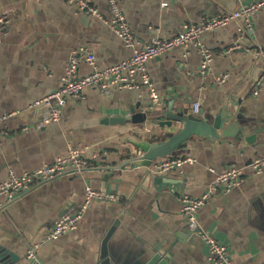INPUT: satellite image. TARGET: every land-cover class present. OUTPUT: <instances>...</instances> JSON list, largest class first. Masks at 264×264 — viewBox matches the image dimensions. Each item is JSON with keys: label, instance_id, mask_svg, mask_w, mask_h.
I'll return each mask as SVG.
<instances>
[{"label": "crops", "instance_id": "crops-1", "mask_svg": "<svg viewBox=\"0 0 264 264\" xmlns=\"http://www.w3.org/2000/svg\"><path fill=\"white\" fill-rule=\"evenodd\" d=\"M92 1L104 17L111 16L107 0ZM115 1L142 45L178 31L185 21L249 0ZM2 15L9 23L0 39V115L11 114L2 124L0 181L9 170L20 174L52 162L68 146L83 148L88 161L82 173L48 180L0 210V247L13 259L9 264H98L101 240L116 219L109 246L124 264H141L158 248L172 251L171 264H211L205 243L188 229L181 197L200 194L213 178L210 168L220 172L231 163L243 167L240 182L212 194L199 207L198 221L228 245L233 264H264V172L254 174L249 166L253 157L264 154V85L252 94L264 71V9L251 17L248 31L230 21L201 33L213 53L207 75L199 73L193 46L186 56L175 47L148 62L162 100L185 110L199 100L197 112L208 119L222 110L242 117L236 137L191 136L174 156L194 161L162 175L123 163L128 153L137 152L125 138L146 137L145 128L104 122L114 113L126 115L136 101L141 108L150 103L145 88L102 94L87 86L81 97H67L59 119L44 124L40 120L47 109L32 105L57 86L74 49H89L102 67L130 54L121 38L101 19L76 11L65 0H0ZM90 70L80 61L78 74ZM218 75H225L224 80H216ZM85 184L118 192L126 202L94 201L76 229L45 240V230L59 213L80 203ZM35 243V258L27 257V248Z\"/></svg>", "mask_w": 264, "mask_h": 264}, {"label": "built area", "instance_id": "built-area-1", "mask_svg": "<svg viewBox=\"0 0 264 264\" xmlns=\"http://www.w3.org/2000/svg\"><path fill=\"white\" fill-rule=\"evenodd\" d=\"M75 10L86 15L96 16L116 33L124 45L130 48V54L102 67H98L95 55L87 48L74 49L69 57L57 86L36 99L32 105H46V114L40 123H48L60 118L62 108L69 96L81 97L82 90L87 86L96 87L102 94H108L112 89L140 90L145 88L151 102L161 103L154 82L149 71L148 62L175 47H182L183 56L187 55L188 47L193 46L199 54L198 69L200 75H207L212 61V50L200 38L204 31L223 27L230 21L238 23V29L250 30L251 17L259 10L264 9V0H249L239 7L203 17L199 21H185L181 28L165 36H155L147 43L137 45V38L127 23L124 13L118 8L115 0H107L111 9V16L106 18L98 10L92 0H65ZM165 4V2L163 3ZM9 23L8 17H0V39L6 32ZM257 53V52H256ZM260 53V52H259ZM264 55V52H261ZM80 61H85L91 70L85 74H78ZM225 75L216 76V80H224ZM264 85V71L254 84L252 94L257 95L259 88ZM200 101L191 104V110L197 112ZM11 113L0 115V142L3 136L2 124ZM190 156L169 155L152 162L148 169L156 175H162L173 170H179L185 162H193ZM88 165L84 156V149L77 146H68L64 155L57 156L52 162L45 163L35 169L25 170L16 174L8 171V177L0 181V210L12 201L18 199L42 183L63 175L82 173ZM252 173L264 172V154L252 158L249 164ZM241 166L229 164L222 171L216 172L213 168V178L208 186L198 195L184 194L181 197V211L186 218L188 229L197 234L207 247V258L211 264H233L229 247L225 242L218 240L213 234L201 227L198 221V209L206 200L217 191L226 192L237 185L242 176ZM94 201H114L125 203L126 199L118 192L94 188L91 184L83 186L82 199L76 207L65 209L59 213L44 233V239H53L63 233L76 229L85 210ZM38 243L27 248V257L35 258V249Z\"/></svg>", "mask_w": 264, "mask_h": 264}, {"label": "water", "instance_id": "water-1", "mask_svg": "<svg viewBox=\"0 0 264 264\" xmlns=\"http://www.w3.org/2000/svg\"><path fill=\"white\" fill-rule=\"evenodd\" d=\"M47 108L46 105H43ZM239 112L227 115L226 110L216 113L213 118L199 115V112L185 110L172 100L161 103L150 102L140 107V101L129 106L128 113H114L104 122L125 123L145 128L149 135L143 138L129 136L125 140L137 150L123 159L124 165H136L148 168L158 158L175 155L181 145L191 136L212 139L232 138L239 135ZM118 224L116 219L104 234L99 251L98 264H124L119 255L109 246V239ZM172 251L163 248L148 252L141 264H171ZM10 254L0 247V264H9Z\"/></svg>", "mask_w": 264, "mask_h": 264}]
</instances>
